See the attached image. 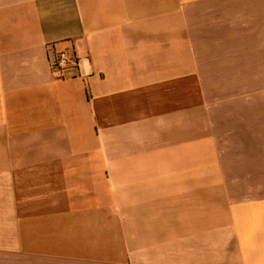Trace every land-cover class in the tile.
<instances>
[{"label":"crops","instance_id":"obj_1","mask_svg":"<svg viewBox=\"0 0 264 264\" xmlns=\"http://www.w3.org/2000/svg\"><path fill=\"white\" fill-rule=\"evenodd\" d=\"M0 264H264V0H0Z\"/></svg>","mask_w":264,"mask_h":264},{"label":"built area","instance_id":"obj_2","mask_svg":"<svg viewBox=\"0 0 264 264\" xmlns=\"http://www.w3.org/2000/svg\"><path fill=\"white\" fill-rule=\"evenodd\" d=\"M52 50V66L56 69L64 70L69 66L79 65V61L74 54L65 49H58L55 45H50Z\"/></svg>","mask_w":264,"mask_h":264}]
</instances>
